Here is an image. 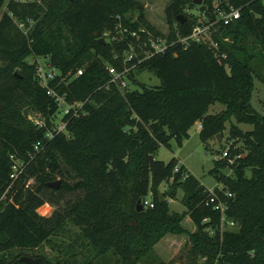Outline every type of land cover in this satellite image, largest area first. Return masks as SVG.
I'll return each mask as SVG.
<instances>
[{"label":"trees","instance_id":"1","mask_svg":"<svg viewBox=\"0 0 264 264\" xmlns=\"http://www.w3.org/2000/svg\"><path fill=\"white\" fill-rule=\"evenodd\" d=\"M186 4L194 5L191 0H169L163 8L169 39L175 32L188 35L196 24L194 15L183 12ZM198 7L208 21L230 7L239 13L236 19L212 25L209 41L189 42L185 48L173 44L141 61L127 75L133 88L121 95L101 87L109 79L105 66L120 68L122 53L134 39H99L105 31L113 33L116 24L160 34L144 18L137 0H47L42 6L6 2L0 13V264H27L19 260L22 255L36 258V264H91L87 258L73 260L67 249L61 259L23 253L50 245L49 238L66 219L105 264H110L108 253L114 257L112 264H137L165 233L183 232L188 234L187 252L206 256L203 264H264V115L249 103L252 79L259 77L256 65H264V0H202ZM180 15L185 17L182 22L176 20ZM29 55L48 57L59 72L50 85L66 103L83 102L84 114L66 126L68 136L45 140V128L22 116L28 107L48 127L57 109L38 85L33 63L25 61ZM77 68H82L79 75L66 84L58 82ZM143 71L151 72L158 84L138 81ZM216 101L225 108L207 113ZM230 118V143L208 171L221 188L207 190L182 165L174 171L175 158L163 162L154 157L171 139L181 145L193 123H199L198 138L204 143L224 130ZM238 123L251 128L241 130ZM36 141L41 146L34 151ZM10 157L24 169L6 189ZM223 168L231 175L220 172ZM68 178L74 181L68 183ZM55 180L58 189L47 186ZM168 180V189L159 193L158 185ZM176 188L186 208L180 214L170 212L166 201ZM68 192L78 196L63 209L56 207L45 216L36 212L44 203L57 206ZM147 196L151 207L142 204ZM211 196L215 199L209 203ZM216 200L225 204L224 216L236 229H219L220 212L212 207ZM185 215L191 232L180 224ZM152 259L148 264H172Z\"/></svg>","mask_w":264,"mask_h":264},{"label":"rangeland","instance_id":"2","mask_svg":"<svg viewBox=\"0 0 264 264\" xmlns=\"http://www.w3.org/2000/svg\"><path fill=\"white\" fill-rule=\"evenodd\" d=\"M8 0H4L3 5L0 9L3 11L6 2ZM20 1V0H16ZM22 1H34L37 4L45 5L47 0H22ZM143 6L144 18L152 25L154 29H156L159 33H165L167 29V24L164 19L163 8L166 6L169 0H137ZM214 3V2H213ZM201 4V3H200ZM199 4V5H200ZM199 5L190 6L186 4L183 6V12L198 16L200 19H205L202 16V11L199 10ZM135 15V12H133ZM28 24H32L29 18H27ZM202 21V20H201ZM21 27V26H20ZM22 28V27H21ZM210 33H207L205 37V41H209ZM41 57L36 55H29L25 58L26 62H31L34 59ZM16 69V68H15ZM14 70V69H13ZM17 70V69H16ZM257 73L259 77H253L252 79V90L250 92L249 103L251 107L258 113L264 115V65L257 64L256 65ZM136 78L138 81L153 86L158 84V79L148 71H143L137 74ZM5 79L6 76H5ZM133 88L132 85H130ZM26 108V117L28 121L33 118L35 115L34 111H29L28 107ZM224 105L220 102H214L207 107V113L213 114L221 112L224 109ZM22 110V112H23ZM54 115V114H53ZM52 115V116H53ZM61 116V108H57V113L53 116V121H58ZM229 123H234L233 118H230L224 124V130L217 133L219 134V139L215 137L209 138L206 142H201L198 138V125L197 122L193 123L191 127L188 129V137L181 141V145H177L176 142L171 139L169 141V147L159 146L155 152L154 157L158 160H162L163 162H167L170 158H175L177 161V165H182L185 168V171L194 176L201 185H203L207 190H211L213 187L221 188V184L217 182L214 177L208 173V171L213 166V160H217L220 158L221 153L226 150L230 141L227 139V128ZM237 126L241 130H249L251 128L248 124L238 123ZM216 134V135H217ZM238 146V144H236ZM223 174L230 176L231 171L227 168H223L220 170ZM248 175V172L246 173ZM73 178H68V183H72ZM31 178L28 179L27 183H31ZM171 180L167 182H161L158 185L157 191L159 193L164 192L168 189ZM60 185V184H59ZM63 199L58 203L57 206L52 205L51 203H44L36 209V212L40 215H48L50 212L58 207L59 209H63L65 203L68 201H73L77 195V192H68L63 195ZM183 194L182 191L178 188L175 189L174 195L172 197H166L168 209L170 212H174L180 214L186 210L183 204ZM145 200L149 201V196L145 198ZM182 228L185 231L191 232L193 230V225L191 224L188 217L185 215L181 223ZM221 228H227L226 225L221 226ZM234 228V226L232 227ZM79 230L70 223L68 219L64 221V224L56 231V233L51 236L50 242L51 244H42L40 247L36 249H26L22 250L25 254H34L40 253L44 254L48 258L58 257L62 258L63 252L67 249L68 253H74L73 260L81 261L83 258H87L91 264H105L103 259L100 256H96L94 251L89 248L86 240L81 239L79 235ZM187 233H165L155 244L151 247V251L149 256H146L137 264H148V260H153L152 256H155L157 259L170 262L172 264H203L207 262L206 256H193L191 257L187 252ZM14 250L13 252H16ZM107 260L112 264L114 257L110 256V253L107 255ZM110 256V257H109ZM30 257V256H29ZM193 258V259H192Z\"/></svg>","mask_w":264,"mask_h":264},{"label":"built area","instance_id":"3","mask_svg":"<svg viewBox=\"0 0 264 264\" xmlns=\"http://www.w3.org/2000/svg\"><path fill=\"white\" fill-rule=\"evenodd\" d=\"M239 10L238 8H228L227 11L220 10L216 11L214 15V20L208 21L204 11H202V16L205 19H200L198 16L196 17V24L192 27L190 33L186 36H180L177 32L174 33V38L169 39V30L165 33H160L159 35H153L151 32L145 30L143 27H139L138 32H142L145 34L144 39H140L139 33L136 31H128L126 27L121 26L120 24H116L114 27V32L110 33L109 31H105L102 34V37L106 38V40L111 41H119L123 39L125 35H129L133 37L134 43H128L127 49L124 50L121 56V67L115 68L113 66H105V69L109 75V79L106 83L101 86L104 89H115L118 93L122 95L124 91L131 90V83L128 79L127 75L130 71L134 70V68L144 59L150 58L154 55L163 54L171 45L178 44L182 48H185L189 42L200 43L205 41V37L207 33H210V28L217 22L227 23L233 19L238 17ZM202 20V21H201ZM168 29V28H167ZM213 46L215 44H212ZM215 47V46H214ZM223 58L224 55H221ZM30 63H33L34 66V75L38 85L44 90V93L47 97L51 98L55 103L56 107L61 108V116L58 121H53L54 115L57 113V109L54 112V115L51 116L48 120V127L45 125V122L41 116L36 115L31 118L29 121L36 128H45L43 138L45 140H50L56 134H63L68 136L66 126L68 122L77 117L79 114H84L81 110V106L83 102H72L66 103L64 99V95L57 92L54 86L50 85V82L56 77L59 76L58 70L52 66L48 60L47 56H41ZM82 71V68H77L73 74L67 73L65 76H62L58 82H63L66 84L72 77L79 75ZM133 86V85H132ZM99 88V87H98ZM198 128L200 127L199 123H197ZM41 146L40 141H36L33 144V150L36 151ZM225 152H222L220 157H224ZM11 171L8 175L9 182L6 187L9 188L11 184L18 178V176L22 173L24 169V165L21 162H18L15 159H12ZM230 163L231 161L228 160ZM174 171L177 170V166L173 168ZM226 195H229L228 192H225ZM2 195L0 196V200ZM215 197L211 196L208 199L209 203L214 201ZM143 205H148L151 207L152 205L149 201L144 200ZM213 209H217L220 212L219 219V229H232L236 228L233 220L228 219L224 216V210L226 206L224 203L216 200L215 203L212 204ZM205 220V219H204ZM226 225L227 228H221V226Z\"/></svg>","mask_w":264,"mask_h":264},{"label":"water","instance_id":"4","mask_svg":"<svg viewBox=\"0 0 264 264\" xmlns=\"http://www.w3.org/2000/svg\"><path fill=\"white\" fill-rule=\"evenodd\" d=\"M67 1H71V0H67ZM191 2H192V4L199 5L202 2V0H191ZM180 17L182 19H179ZM184 19H185V17L180 15V16H177L176 20L178 22H182ZM99 40L103 41V38H100ZM25 115H26V108L22 112V116H25ZM216 138L219 139V134L216 135ZM59 183H60L59 180H55V181H51V182L47 183V186L52 188V189H58ZM141 208H142V204L138 201L136 203V209L140 210ZM19 260L23 261V262H25L27 264H36V262H37L36 258H32V257L26 256V255L20 256Z\"/></svg>","mask_w":264,"mask_h":264}]
</instances>
